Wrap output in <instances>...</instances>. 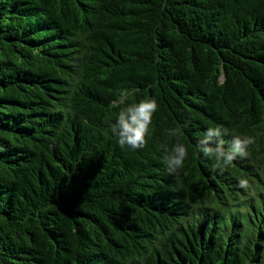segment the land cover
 <instances>
[{
  "label": "trees",
  "instance_id": "1",
  "mask_svg": "<svg viewBox=\"0 0 264 264\" xmlns=\"http://www.w3.org/2000/svg\"><path fill=\"white\" fill-rule=\"evenodd\" d=\"M122 86L159 104L135 151ZM217 124L255 137L223 171ZM0 264H264V0H0Z\"/></svg>",
  "mask_w": 264,
  "mask_h": 264
},
{
  "label": "clouds",
  "instance_id": "2",
  "mask_svg": "<svg viewBox=\"0 0 264 264\" xmlns=\"http://www.w3.org/2000/svg\"><path fill=\"white\" fill-rule=\"evenodd\" d=\"M116 95L117 99L114 104L118 111L109 124L110 133L121 149L131 151L142 149L149 135L154 114L159 109L157 99L147 96L134 98V90L123 86L118 89ZM130 97L134 100L130 101ZM188 128L189 124L185 122L182 126L166 129L168 136L175 140L170 149L165 150L163 157L165 169L169 174L178 173L189 159V149L180 139L182 129ZM225 135H228L227 130L217 124L206 127L196 139V150L203 158L212 162L213 170L223 171L234 160L247 157L249 146L255 143V137L251 135L232 134L226 148L223 139ZM236 183L240 189L250 188V181L247 177L241 176ZM240 211L244 209L241 208Z\"/></svg>",
  "mask_w": 264,
  "mask_h": 264
}]
</instances>
